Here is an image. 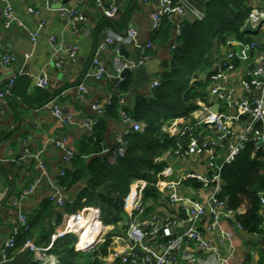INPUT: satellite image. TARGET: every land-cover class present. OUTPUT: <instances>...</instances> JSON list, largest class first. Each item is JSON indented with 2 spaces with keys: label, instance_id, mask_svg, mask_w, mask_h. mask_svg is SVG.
<instances>
[{
  "label": "crops",
  "instance_id": "0c3cea01",
  "mask_svg": "<svg viewBox=\"0 0 264 264\" xmlns=\"http://www.w3.org/2000/svg\"><path fill=\"white\" fill-rule=\"evenodd\" d=\"M10 1L24 26L15 24L10 29H5L3 25L4 5L0 0V45L6 49V52L14 54L17 58L16 62L7 68L0 64V84L8 81L12 76L18 77L16 88L12 94L0 99V253L4 244L14 235L20 215L25 214L29 219L38 217L47 202L51 203L50 210L42 216L45 221L33 228V237L30 241L36 247L44 249L45 247L38 246V243L49 237V233L53 231L50 240L52 248L58 240L55 235L60 231L69 230L66 227L69 226L70 215L73 214H67L66 207L58 206L57 203L51 201V198L60 190L65 200L74 202L84 189L85 184L79 183L71 190L65 187L64 190L60 185L63 177L62 172L71 168L72 165L66 164L64 161L66 153L58 148L57 144L64 142L68 149L77 153L81 145L90 138L85 121L99 118L106 122L103 133V153L104 155L113 154L118 149L119 136L129 129L123 125L120 113L116 118H109L106 116L107 114L100 117L94 107L99 106L106 110L112 104L113 98L118 93V87L122 83H120L117 69L126 63L132 67L129 60L119 55L120 50L127 48L129 53H132L134 47L145 46L147 43L153 42L154 47L149 52L148 61H153L156 69L159 70L158 73L152 75L151 83L148 86L135 87L132 75L131 91L122 95L124 98L123 108L131 111L135 107L137 98H152L153 91L156 89L153 84L161 82V74L171 66L180 35L177 28L182 25L181 20L177 18L172 21L166 20L159 33L154 32L153 19L161 10L160 0H71L67 4H63V0L60 4L50 3L48 0ZM190 1L204 11L205 5L212 0ZM262 2L263 0H258L253 4H248L252 10L259 7ZM112 3L118 8V13L112 18L118 25L117 29L123 36H127L129 30H134L137 35L136 40L130 44L116 42L102 54L101 64L107 71V77L102 80L86 78L85 75L96 49L105 41L109 33L119 32L110 27L102 30L99 28L101 22L105 20V10ZM61 6H78L81 9L86 18V22L83 24L86 33H74L72 24L68 19L61 17L59 13ZM30 8L40 11L41 15L31 16L28 12ZM248 20L249 17L246 23ZM41 21L45 23V28L39 31L38 27ZM246 23L241 30L242 35L254 40H261L264 37L261 32L258 35L243 34ZM36 33H39V37L36 42H33L31 34ZM52 39H55V43L52 42ZM72 46L79 48L75 59H72L67 52V49ZM58 61L61 63L60 67L56 65ZM42 73H47L50 76L53 82L51 89L40 90L35 86V77ZM206 78L202 79L198 76L195 80L204 81ZM81 85L84 86V91H80ZM1 90L3 88L0 86ZM44 93L54 94V98L43 101L46 98ZM119 95L121 96V94ZM84 97L86 101H84ZM52 103H55L62 116L69 118L71 122L65 124L58 119L53 114ZM204 130L200 129L199 135ZM171 149L174 151L176 148L172 147ZM26 151L33 154L42 152L45 170L36 160L27 158ZM164 164L166 165L164 170L171 173V179L189 171L205 173L207 170L205 157H188L182 153L173 152L170 157H167ZM174 166H179V168ZM31 188H33V192L24 197L23 192ZM199 188L198 183L188 182L181 191L189 197L200 199L202 194ZM135 191L136 188L133 187L132 196ZM14 199L20 200V206L16 207L12 204ZM144 204L147 210L143 221L150 220L155 215H173L172 210L157 197H145ZM91 209L96 208H87V210ZM93 212L96 214L95 211H92L91 215ZM261 214L263 225L260 235L239 231L234 220H225L222 222L223 230L235 232L234 239L222 242L218 232L207 234V237L213 241L220 255L223 258H231V262L264 264L263 209ZM96 219L94 221L96 231L91 233L94 235H90L95 238V241L99 237L97 231L99 232V229L104 225L96 223ZM85 226H87L86 222L83 224L84 228H86ZM184 230L185 225L179 222L174 231L183 233ZM101 234L106 241L111 234L123 236L121 228L106 225H104ZM114 236L111 237L112 243L108 249V256L99 257L100 264L115 263V259L111 256L112 251L119 244L121 245V242L115 244ZM77 238L80 244H78L79 251L89 254V245L79 237ZM104 244L96 243L95 248ZM183 248L188 252H196L201 258L207 256L205 252L197 249L195 243L185 245ZM179 254L181 255V253ZM50 256L57 258L58 264H61L60 258L54 255ZM94 261L95 258L91 256L84 258V264Z\"/></svg>",
  "mask_w": 264,
  "mask_h": 264
},
{
  "label": "built area",
  "instance_id": "2783aa9c",
  "mask_svg": "<svg viewBox=\"0 0 264 264\" xmlns=\"http://www.w3.org/2000/svg\"><path fill=\"white\" fill-rule=\"evenodd\" d=\"M256 1L258 0H248V3L253 4ZM1 2L4 5L3 25L5 29H10L15 24L24 26L17 17L11 1L1 0ZM48 2L60 4L61 0H48ZM160 6L161 10L153 19V30L156 34L161 30L164 20L180 19L182 25L177 29L178 33L181 34L185 22L203 21L206 18V13L192 4L190 0H160ZM28 12L31 16L41 15V12L34 8H30ZM59 13L61 17L69 20L74 33H86V28L83 25L86 18L78 6H61ZM117 13L118 8L112 3L105 10V17L112 19ZM248 21L252 23L255 29L260 27V32L264 35V0L259 7L251 10ZM38 28L39 31L43 30L45 23L41 21ZM136 36L134 30H129L127 36L109 33L105 41L96 49L85 77L96 80L107 77V71L101 64L102 54L107 52L116 42L133 43ZM38 37L39 33L31 34L33 42H36ZM52 42L55 43V39H52ZM153 47V42L142 46V62L149 60V52ZM78 49L77 46L67 49L72 59H75ZM16 60L14 54L6 52V49L0 45V64L4 68L9 67ZM213 60L211 72L204 80L208 85L205 91V99L196 102L197 109L173 120L162 129L171 138L177 137L179 139L176 149L174 151L169 149L155 159V163H164L173 152L182 153L188 157L203 156L206 158L207 170L205 173L189 171L180 174L175 179H171L169 171L163 170L157 174L156 183H149L141 179L134 181L130 194L125 201L126 228L123 230V236L115 235L113 237L115 244L121 242V245L119 244L112 251L111 256L115 259L114 264H241L231 262V258H223L207 234L218 232L222 242L234 239L235 232L223 230L222 222L225 220H234L239 231H243L236 220V216L244 213L245 209H240L238 212L232 211L228 209L227 203L220 198L224 186L222 172L226 165L235 161L248 142L255 145L254 157L257 156L258 152H264V37L261 40L244 41L230 36L221 45V49L219 51L217 49ZM56 65L60 67L61 63L58 61ZM129 68L131 65L126 63L117 69L120 83L125 79L123 73ZM17 79V76H12L8 81L0 84L3 88L0 91V99L12 94ZM34 81L35 86L39 89L48 90L53 87V82L47 73L35 77ZM160 86L161 82L159 81L153 84L154 88ZM79 88L80 91H84L83 85ZM84 101H86L85 97ZM119 104L121 106V121L129 130L119 136L118 149L109 158L111 164H115L117 157L125 155L128 146L126 137L131 132H141L144 129V125L133 120L129 110L123 108L124 98L122 95L119 97ZM215 106L220 107L217 112L213 111ZM51 108L53 114L62 122L65 124L71 122L69 118L62 116L55 103L51 104ZM94 108L100 117L107 114L106 110L99 106ZM243 116H245L244 120L242 119ZM258 122H262L261 130L255 128ZM99 123V118L85 121L90 137L94 134ZM200 129L205 130L199 135ZM57 146L65 151L64 161L66 164L72 165L76 152L68 149L64 142L58 143ZM26 157L36 160L45 170L42 152L33 154L26 151ZM64 175L65 172H62V176ZM188 182L199 184L202 194L200 199L182 193V187ZM133 187L136 188V191L132 196ZM150 187L155 188L156 197L172 210L173 215H155L150 220L143 221L147 210L144 204L145 193ZM63 189L65 190L64 187ZM32 192L33 188L24 191L23 196L25 197ZM51 201L62 208L68 204H74L73 201L65 200L60 190L51 198ZM260 203L264 210V190L260 193ZM12 204L18 207L20 200L14 199ZM92 211L96 213L94 214L97 218L96 223L103 224L101 212L97 208L94 210L85 208L70 215V220L75 218L74 223H78L81 216L89 217ZM179 222L185 225L183 233H175L174 231ZM76 226L77 224L71 230L60 231L55 235V238H63L68 234L76 236ZM29 227L28 216L21 214L14 235L1 250L0 263L14 259L19 253L16 252L17 237L21 232L27 231ZM105 242L106 239L103 238V234H100L99 240L89 245L88 252L95 248L96 243L104 244ZM190 243H195L197 249L205 252L207 256L201 258L196 252H188L183 248ZM78 244L79 241L75 244V250L80 252ZM25 247H30V252L36 262L41 264H58L59 262L57 258L48 254L52 249L51 246L40 249L28 241ZM136 249H139L141 254Z\"/></svg>",
  "mask_w": 264,
  "mask_h": 264
},
{
  "label": "trees",
  "instance_id": "16d2710c",
  "mask_svg": "<svg viewBox=\"0 0 264 264\" xmlns=\"http://www.w3.org/2000/svg\"><path fill=\"white\" fill-rule=\"evenodd\" d=\"M204 12L206 18L203 21H188L183 24L172 64L161 74V86L153 91L152 98H137L135 107L129 111L132 119L143 124L144 129L141 132H131L126 137L128 146L125 155L117 157L115 164L109 161L112 154L104 155L105 120H100L94 134L81 145L71 168L65 169V175L60 181V185L68 190L79 183L85 184L74 204L66 206L67 214H76L85 208L94 207L100 210L104 225L116 226L121 228L122 232L126 228L125 201L132 184L138 179L156 183L157 174L162 172L166 165L155 163V159L172 147H177L179 139L171 138L162 128L197 109L196 102L206 97L207 83L194 81L200 71L213 67L214 54L217 49H221L228 37L234 36L244 41L253 40L242 35L241 31L251 13L248 0H212L205 5ZM117 26L116 21L105 17L99 28L102 30L110 27L122 34ZM169 28L171 29L170 26ZM131 88L132 75H127L119 85L112 104L106 108L107 117L119 116V94H127ZM44 96L46 98L43 101L54 98L51 93H44ZM254 153V143L248 142L235 161L225 166L222 172L224 186L220 198L232 211L245 209L244 213L236 216L237 222L244 232L260 235L263 225L260 193L264 190V152H258L256 157ZM156 196L155 188L146 190V198ZM50 205L51 203L47 202L38 217L29 219V229L17 237L16 252L23 250L27 242L32 240L33 228L45 221L42 216L50 210ZM52 234L53 231L49 233V237L42 239L38 246H50ZM112 236L114 235L109 236L104 245L93 248L89 254H82L75 251V235L68 234L58 239L48 254L60 258L61 264H84L83 259L89 256L95 258V261L89 264H100L99 257L108 256ZM91 238L95 241L94 237ZM83 240L90 242L88 238Z\"/></svg>",
  "mask_w": 264,
  "mask_h": 264
},
{
  "label": "water",
  "instance_id": "95a60500",
  "mask_svg": "<svg viewBox=\"0 0 264 264\" xmlns=\"http://www.w3.org/2000/svg\"><path fill=\"white\" fill-rule=\"evenodd\" d=\"M71 2V0H63V4H67ZM260 32V27L255 29L250 21H248L243 29V34L248 35H258ZM120 56L124 57L125 59L129 60L132 63V67L125 70L123 73V77L127 75H133V85L135 87L140 86H148L151 83L152 75L158 73L159 70L156 69L153 61H145L142 62V46H136L133 48L132 53H129L127 48H123L120 50ZM219 106H215L213 108L214 112L219 110ZM245 119V116L242 117ZM262 122H258L255 126L256 130H261ZM138 253L141 254L139 249H136ZM37 263L35 259L32 257L30 252V247L23 248L14 259L2 262L0 264H35Z\"/></svg>",
  "mask_w": 264,
  "mask_h": 264
},
{
  "label": "bare ground",
  "instance_id": "6f19581e",
  "mask_svg": "<svg viewBox=\"0 0 264 264\" xmlns=\"http://www.w3.org/2000/svg\"><path fill=\"white\" fill-rule=\"evenodd\" d=\"M93 215H94V212H93ZM93 215H91V217L90 216L89 217L81 216L79 218V222L78 223H74L75 218H73V219L70 220L69 226H67L66 228L71 230V229H73L74 225L77 224V226H76V229H77L76 236L79 237L82 241H84L83 240L84 239L83 236L85 238H87V237L91 238V236L94 235V233L92 235H91V233L96 231L95 226H94V221L96 219V216L95 215L93 216ZM85 222L87 224V226H85L86 228L83 227V224ZM98 226H97V229H98ZM100 226H102V225H100ZM82 227H83V229H82ZM102 229H103V227H101L99 232L97 231V235L99 234V237H98V239L96 241L99 240ZM94 242L95 241H93V239H92V242H85V243L87 245H90V244H92Z\"/></svg>",
  "mask_w": 264,
  "mask_h": 264
},
{
  "label": "rangeland",
  "instance_id": "374dc122",
  "mask_svg": "<svg viewBox=\"0 0 264 264\" xmlns=\"http://www.w3.org/2000/svg\"><path fill=\"white\" fill-rule=\"evenodd\" d=\"M209 72H211V68H208V69H202L201 71H200V73L198 74V76L200 77V78H202V79H205L207 76H208V74H209ZM175 168H179V166H174ZM77 238V237H76ZM83 238L84 239H87V238H85L84 236H83ZM89 240H90V242H92V239L91 238H89ZM98 246V245H97ZM82 254H88V253H86V252H83ZM84 260V259H83ZM49 264H51V263H49Z\"/></svg>",
  "mask_w": 264,
  "mask_h": 264
},
{
  "label": "clouds",
  "instance_id": "9594fccd",
  "mask_svg": "<svg viewBox=\"0 0 264 264\" xmlns=\"http://www.w3.org/2000/svg\"><path fill=\"white\" fill-rule=\"evenodd\" d=\"M194 81H196V80H194ZM73 235H74V234H73ZM75 237H76V236H75ZM78 241H79V239L77 238V242H78ZM77 242H76V243H77ZM76 243H75V244H76ZM74 248H75V246H74ZM75 251H76V250H75ZM79 253H83V251H82V252L80 251Z\"/></svg>",
  "mask_w": 264,
  "mask_h": 264
}]
</instances>
